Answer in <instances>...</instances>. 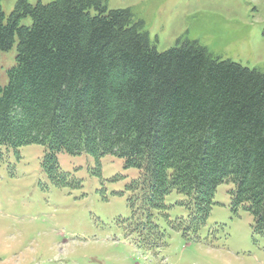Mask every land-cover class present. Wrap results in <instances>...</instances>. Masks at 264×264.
<instances>
[{
    "label": "trees",
    "instance_id": "16d2710c",
    "mask_svg": "<svg viewBox=\"0 0 264 264\" xmlns=\"http://www.w3.org/2000/svg\"><path fill=\"white\" fill-rule=\"evenodd\" d=\"M105 3L18 0L6 23L0 4V50L18 41L0 88V162L3 148L44 145L43 166L58 183L69 176L59 153L122 158L140 173L129 204H138L146 241L163 236L160 216L195 238L216 188L232 183L233 210L248 211L264 235V74L196 41L158 53L143 21ZM26 17L31 26H20ZM173 191L185 219L168 220L164 199Z\"/></svg>",
    "mask_w": 264,
    "mask_h": 264
},
{
    "label": "rangeland",
    "instance_id": "374dc122",
    "mask_svg": "<svg viewBox=\"0 0 264 264\" xmlns=\"http://www.w3.org/2000/svg\"><path fill=\"white\" fill-rule=\"evenodd\" d=\"M54 0H27L47 5ZM18 0H1L7 18ZM107 11L130 9L144 23L158 53L179 40L196 41L222 61L264 74V0H106ZM20 26H31V18ZM17 36L0 50V88L14 67ZM0 162V264H264V235L242 207L233 210L232 183L216 188L209 217L186 239L160 216L164 237L145 246L133 225L129 201L141 192L139 170L114 155L57 154L64 181L51 182L43 166L47 147L2 149ZM60 180V178L58 179ZM168 194V220L186 217ZM134 229V230H133Z\"/></svg>",
    "mask_w": 264,
    "mask_h": 264
}]
</instances>
